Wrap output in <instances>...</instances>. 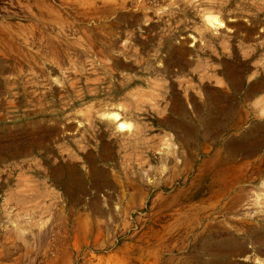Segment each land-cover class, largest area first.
Instances as JSON below:
<instances>
[{
    "label": "rangeland",
    "instance_id": "1",
    "mask_svg": "<svg viewBox=\"0 0 264 264\" xmlns=\"http://www.w3.org/2000/svg\"><path fill=\"white\" fill-rule=\"evenodd\" d=\"M263 132L264 0H0V264H264Z\"/></svg>",
    "mask_w": 264,
    "mask_h": 264
},
{
    "label": "bare ground",
    "instance_id": "2",
    "mask_svg": "<svg viewBox=\"0 0 264 264\" xmlns=\"http://www.w3.org/2000/svg\"><path fill=\"white\" fill-rule=\"evenodd\" d=\"M201 21H202V27L204 29L210 30L211 32H216L217 29L219 28V26L223 25V22H222L221 18L219 17V14L217 13V10L216 9H212V8H210L207 11H204L202 13V20ZM231 82H232V85L238 86L239 82H238V79H237V75L234 74V75L231 76ZM260 86H261L260 84L250 85L248 87L249 90H246L245 92L247 94H254L255 92H257L259 90ZM106 100H108V102L103 104L102 108H100L98 110V114H99L100 118L102 119V121L105 122L106 124H108L109 126H111V128L114 129L118 134H123L125 132L126 133H130L131 132L132 123L129 120H126V119H124L122 117V113H121L122 107H121V105L112 102L111 101V97L110 98H106ZM109 101H111V102H109ZM205 106H206L205 109H206L207 113H205V112L203 113V117L201 118V120L205 119V127H207L209 124H211V117L209 116L210 112L208 113V111L210 110V107L207 106V104ZM184 130L187 131V134L189 136L192 135V132L194 133V130L192 128H185ZM256 133H257V135L259 134L258 131ZM182 134H184V133H182ZM245 134H247V135L246 136H239V137L235 138L234 140H232V142L230 144L231 148H235V149L236 148H241V147L244 148L246 146L245 148L248 151H254V150H256L258 148L259 145H261V143L259 144V142H258V138H256V141L253 139L254 134H251L252 137H250L251 135H249L248 131ZM262 134H264V132ZM247 141H248V143H247L248 145H246ZM259 141H262V140L259 138ZM263 186H264V183H263ZM259 195H260L259 192L255 193L256 199L258 198ZM253 203L255 204V202H253ZM260 208L261 207L257 208L256 210L259 211ZM259 217H264V213L259 215L258 218ZM246 222H249V220L246 221ZM260 227L261 226L258 225L257 228H259V229L258 230H253V228H248L246 226V230H242L243 233L247 234L248 244L249 243L253 244L254 242H259L260 244H264V231H262L260 229ZM259 231H262L263 233L259 234L258 233ZM244 239H245L244 237H241L238 240H236L235 242H233L234 248L236 250L235 249L232 250V246L228 245V242H226L227 240L225 238H223V239H221L219 241H216V244H214L215 246L214 245L213 246L205 245V247L203 248L202 254L206 252V253H208V255H210V258L214 259L213 261H208L207 264H227V262H228L227 258L229 256V254L233 253V251H238V252L246 251V247L247 246H245L246 242H244ZM187 256L188 255L185 254L183 256V258L186 259ZM245 256H249V255H245ZM242 260L246 262L244 264H260V262H262V259H258L256 257H254V258H250L249 257V260L248 259H242Z\"/></svg>",
    "mask_w": 264,
    "mask_h": 264
}]
</instances>
